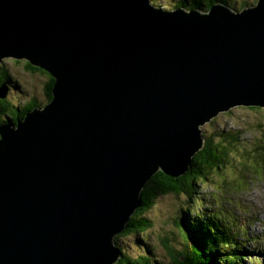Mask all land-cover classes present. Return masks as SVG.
I'll use <instances>...</instances> for the list:
<instances>
[{
  "label": "water",
  "instance_id": "95a60500",
  "mask_svg": "<svg viewBox=\"0 0 264 264\" xmlns=\"http://www.w3.org/2000/svg\"><path fill=\"white\" fill-rule=\"evenodd\" d=\"M5 58L54 83L0 124V264H115L150 177L184 174L219 112L264 108V0H0Z\"/></svg>",
  "mask_w": 264,
  "mask_h": 264
},
{
  "label": "rangeland",
  "instance_id": "374dc122",
  "mask_svg": "<svg viewBox=\"0 0 264 264\" xmlns=\"http://www.w3.org/2000/svg\"><path fill=\"white\" fill-rule=\"evenodd\" d=\"M150 1L152 5L163 10L175 9L179 1L186 2L185 5H180L186 10L199 7L193 4V0ZM245 1L250 3L254 0H227L225 4L236 7L237 2ZM22 60L5 58L1 63L8 71L12 85L7 100L12 105H21L32 96L44 101V75L27 71ZM18 82L19 85H16ZM262 109L264 108L238 105L219 112L210 121L201 125V134L204 138L213 136L217 140L226 134H239L242 142L238 145L239 150L235 149L233 154H229L218 169H210L207 178H198L199 183L196 186L198 194L193 201L189 200L186 194L168 193L157 196L144 213V218H147L151 225L141 233L131 232L118 238V247L127 257L134 259L144 256L151 264L155 261L157 264L170 262L165 244L179 251L187 243L183 228L181 225L177 226L176 219L181 210L187 209L185 207L188 206L192 207L190 217L195 216L194 212L200 210L208 214L219 211L231 212V217L238 218L237 221L248 235L259 241L251 242V245L257 247L256 244L259 245L261 239L263 240L262 245L254 252V257L259 260H255L253 264H264V160L259 159L264 155L258 153L264 149ZM217 135L221 136L216 137ZM230 149L233 151V148ZM205 213L201 215L204 216ZM242 263L252 264L247 260H243Z\"/></svg>",
  "mask_w": 264,
  "mask_h": 264
},
{
  "label": "trees",
  "instance_id": "16d2710c",
  "mask_svg": "<svg viewBox=\"0 0 264 264\" xmlns=\"http://www.w3.org/2000/svg\"><path fill=\"white\" fill-rule=\"evenodd\" d=\"M226 1L193 0V4L199 5L197 8L206 11L214 2L226 3ZM185 4L186 2L184 3L183 1L178 2V6ZM246 7H249V3L246 1L241 2L237 4L235 10H241ZM25 62L27 71L36 73L41 71L43 73H40L45 77L43 94L49 101L52 96L53 77L46 70L32 65L27 60ZM33 66L37 69L31 70ZM6 83L11 85L8 71L4 67L2 70L0 69V85ZM25 104V107H27L26 111L22 115L16 116V110L8 108L4 104V100L0 99V117L4 113H8L14 118L13 122H16L19 116L21 119L26 112L35 107L31 103L29 104L30 106L27 103ZM262 110L264 111V109ZM220 136L217 135L216 137ZM239 136L237 133H230L217 140L213 136L204 138L203 146L192 157L189 168L178 177H171L160 171L153 174L142 188L141 205L132 214L127 226L116 234L115 239L131 232L141 233L149 227L151 224L147 218H144V213L151 207L155 198L159 195L168 193L186 194L189 200L193 201L196 199V195L198 194L196 190V186L199 183L198 178H207L210 169H218L227 160L229 154H233L235 149L239 150L238 145L242 144ZM230 148H233V151ZM260 151L258 153L264 155V149ZM259 159L264 160V157H260ZM185 208L188 210H181L176 219V224L178 227L182 226L187 243L179 251L165 244L168 255H170V262L166 264H244L242 263L243 260H247L253 264L255 260H259V258L254 257V252L257 251L259 245H262L263 240L261 239L259 245L256 244L257 247L254 244L251 245V242L257 243L259 241L248 235L245 228L237 221L238 218L236 216L231 217V212L224 213L219 211L209 214L204 212L205 215L202 216L201 214L204 213L200 210L195 211V216L190 217L192 207L187 206ZM122 254V257L115 264H151L147 257L140 256L139 258L131 259L124 253ZM154 264H157L156 261Z\"/></svg>",
  "mask_w": 264,
  "mask_h": 264
},
{
  "label": "flooded vegetation",
  "instance_id": "af4514ba",
  "mask_svg": "<svg viewBox=\"0 0 264 264\" xmlns=\"http://www.w3.org/2000/svg\"><path fill=\"white\" fill-rule=\"evenodd\" d=\"M255 1L254 0L253 2H248L249 3V6L255 4ZM215 3H218V2H214ZM222 3V2H221ZM239 3V2H237ZM241 3V2H240ZM231 7V6H230ZM233 8L234 10L236 9V7H231ZM23 61V65L24 67L26 68V62L25 60H22ZM4 64H0V69L2 70L4 68ZM36 67L33 66V68L31 70H34ZM37 69V68H36ZM29 71V70H28ZM38 73H42L41 71H38ZM43 74V73H42ZM1 85H4L5 88H6V97H0V99H3L4 100V104H6V106L8 108H13L14 110H16V116L18 115H22L24 113V111H26L27 107H25V103H27L28 106H30L29 104L31 103V105H34L35 107L37 106H43L45 103L48 102V99L44 96V101H39L35 96H32V97H29L27 100H25L21 105H12L11 103H9V101L7 100V94L9 93V91L12 89V85H8L7 83L6 84H1ZM16 85H19V82L18 84L16 83ZM22 88V86L20 87ZM21 90V89H20ZM25 95V94H24ZM46 95V94H45ZM25 104V105H24ZM16 108V109H15ZM34 108V107H33ZM3 113V112H2ZM20 118V116L18 117V119ZM14 118L9 115L8 113H4V115H2V117H0V124L2 123H14L13 120Z\"/></svg>",
  "mask_w": 264,
  "mask_h": 264
},
{
  "label": "bare ground",
  "instance_id": "6f19581e",
  "mask_svg": "<svg viewBox=\"0 0 264 264\" xmlns=\"http://www.w3.org/2000/svg\"><path fill=\"white\" fill-rule=\"evenodd\" d=\"M151 2V1H150ZM121 252H122V250H121ZM123 253V252H122ZM123 255V254H122Z\"/></svg>",
  "mask_w": 264,
  "mask_h": 264
}]
</instances>
